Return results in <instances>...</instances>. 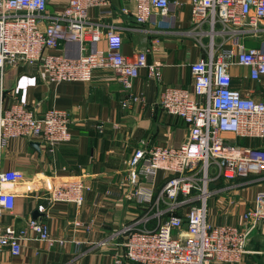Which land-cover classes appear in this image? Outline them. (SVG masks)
Returning a JSON list of instances; mask_svg holds the SVG:
<instances>
[{
	"label": "built area",
	"instance_id": "1",
	"mask_svg": "<svg viewBox=\"0 0 264 264\" xmlns=\"http://www.w3.org/2000/svg\"><path fill=\"white\" fill-rule=\"evenodd\" d=\"M47 1L0 0V82L5 65L16 63H39L42 75L51 83L88 82L97 69L115 72L126 89L143 68L159 79L157 64H147L150 48L125 56L120 32L89 20L90 9L107 10L112 0H67L54 15H46ZM126 1L135 5L138 24L147 22L153 9L164 15L169 6V0ZM180 2L190 7L191 31L209 37L208 53L206 58L189 64L192 93L167 86L158 101L166 114L187 123L186 140L178 147L142 142L127 161L124 186L128 198L138 201L141 215L122 227L125 239L116 264L123 259L134 264L235 263L246 253L251 232L264 228V190L255 195L252 208L242 214L244 225L214 226L207 219L210 182L264 172V149L231 145L223 137L225 133L244 138L264 136V99L256 101L236 91L228 73L232 64H238L249 68L250 78L257 80L264 75V51L246 48L242 43L246 38L264 36V0ZM120 12L128 13V9L122 7ZM215 35L223 43L229 39L233 47L225 50L219 44L215 48ZM102 41L103 48L87 50V44ZM63 42L78 43L79 55L69 58L47 53ZM157 42L154 38L151 43L156 46ZM137 100L129 94L122 106ZM69 123L65 110L52 108L37 117L26 103L16 102L0 109V146L7 139L26 137L42 140L52 150L69 140ZM159 174L163 183L156 188ZM17 179L14 170L0 172V218L14 208ZM84 189L88 188L80 182L53 181L50 198L80 205ZM28 228L35 240L53 242L40 221L30 219ZM26 239L24 230L4 231L0 225V251L7 248L18 255Z\"/></svg>",
	"mask_w": 264,
	"mask_h": 264
},
{
	"label": "crops",
	"instance_id": "2",
	"mask_svg": "<svg viewBox=\"0 0 264 264\" xmlns=\"http://www.w3.org/2000/svg\"><path fill=\"white\" fill-rule=\"evenodd\" d=\"M66 2L48 0L46 15H54ZM122 7L128 13H121ZM134 7L126 0H112L109 9H90L88 17L93 23L113 26L120 32L125 56L150 48L147 64H157L159 79L149 76L148 69L143 68L126 89L115 72L97 69L88 82L51 83L42 75L39 63L5 65L0 109L23 102L37 117L52 108L65 110L70 118V137L52 150L44 141L26 137L7 139L0 146V172L14 170L18 176L14 208L1 215L0 225L4 231L24 230L28 237L18 255H12L7 248L1 250L0 264H116L125 239L122 227L141 215L138 201L128 198L123 182L128 159L142 142L178 147L186 140L187 123L166 114L158 101L167 86L192 93L189 64L207 57L209 37L191 31L190 7L180 0H169L164 15L153 9L144 24L135 21ZM154 38L158 40L156 46L151 43ZM213 42L215 48L219 44L225 50L233 47L229 39L223 43L218 35ZM242 43L246 48L264 51V36L246 38ZM104 46L103 41L89 43L87 50ZM47 53L75 58L79 45L63 42ZM228 73L236 91L256 101L264 99V75L257 80L250 78L249 68L238 64H232ZM129 94L138 100L123 107ZM223 137L231 145L264 149V136L244 138L225 133ZM53 181H75L86 186L82 203L51 200ZM155 183L156 188L162 187L161 174ZM208 188V222L214 226L244 225L242 214L252 208L255 195L264 190V172L229 181L218 179ZM30 219L46 226L52 243L33 238L28 228ZM245 248L239 262L209 264H264V228L251 232ZM121 264L134 263L123 259Z\"/></svg>",
	"mask_w": 264,
	"mask_h": 264
},
{
	"label": "water",
	"instance_id": "3",
	"mask_svg": "<svg viewBox=\"0 0 264 264\" xmlns=\"http://www.w3.org/2000/svg\"><path fill=\"white\" fill-rule=\"evenodd\" d=\"M33 144H34L35 146H38V142H34Z\"/></svg>",
	"mask_w": 264,
	"mask_h": 264
}]
</instances>
